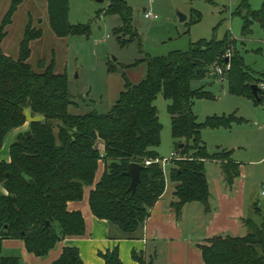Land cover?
<instances>
[{
    "label": "trees",
    "instance_id": "trees-1",
    "mask_svg": "<svg viewBox=\"0 0 264 264\" xmlns=\"http://www.w3.org/2000/svg\"><path fill=\"white\" fill-rule=\"evenodd\" d=\"M20 0H11L0 21V149L7 134L28 121L9 145V160H0V264H26L18 256L2 255L3 239H21L27 251L45 256L66 236L82 235L84 218L79 210H68L69 201H79L84 188L89 193L92 213L116 226L126 238L137 237L150 209L163 194L165 172L155 158L162 125L155 100L162 95L169 101L171 136L178 158L169 161L168 175L174 183L170 206L176 217L185 203H209L210 190L206 160L220 162L229 185L240 174V162L230 151L209 153L201 139L203 127H229L238 120L229 116H211L197 121L192 107L195 99L208 98L203 79L224 68L228 91L256 98L251 84L264 81V73H253L236 49V40L201 39L186 51L173 50L167 55L146 58V74L138 83L127 82L112 107L103 114L94 111L72 113L73 105L65 73L54 71V60L33 66L28 61L30 42L41 37L42 30L32 25L30 12L19 42L18 54L12 57L2 49L13 15ZM50 29L59 36L87 32V27L68 21V0H46ZM243 20L242 37L252 33L253 23L264 32V0L251 9L243 0L237 11ZM107 13L117 15L120 25L113 29L121 45L140 37L132 25V8L126 0H109ZM200 13L192 22L200 20ZM227 50H231L226 59ZM217 75V74H216ZM198 80L200 85L192 87ZM179 143H183L179 147ZM146 160L152 162L146 164ZM104 171L97 182L99 163ZM142 165L140 182L130 191L128 164ZM244 235H215L199 243L204 264H264V217L260 221L245 218ZM104 264H122L117 247L101 254ZM141 264H157L133 252ZM50 264H82L77 247L66 246Z\"/></svg>",
    "mask_w": 264,
    "mask_h": 264
},
{
    "label": "rangeland",
    "instance_id": "rangeland-1",
    "mask_svg": "<svg viewBox=\"0 0 264 264\" xmlns=\"http://www.w3.org/2000/svg\"><path fill=\"white\" fill-rule=\"evenodd\" d=\"M261 1L248 0L251 9H258ZM242 2L126 0L132 8V25L140 40L121 45L113 32L120 25V19L117 15L107 13L109 0H68L69 23L85 26L87 32L65 37L55 35L50 29L46 0H23L7 27L2 49L12 57L17 56L30 12L32 25L40 28L42 35L30 42L28 61L36 66L41 61L48 64L53 59L54 71L66 74L68 91L73 101L70 112L82 114L94 111L103 114L112 107L127 82L136 84L145 77L146 58L161 57L173 50L186 51L191 43L201 39L231 36L236 40L237 51L243 55L251 70L264 73V32L258 23H253L252 33L242 37L243 20L237 12ZM9 5L10 0H0V20ZM145 11L157 17L146 18ZM178 12L186 15V19L180 20ZM196 12L200 13V20L192 22ZM231 52L227 50V60ZM226 66L219 67L224 69ZM253 73L257 74L256 71ZM214 74L217 75L211 74L203 79V86L210 97L194 100L192 109L197 121L204 122L207 117L231 114L238 120L229 127H203L201 139L209 153L230 151V157L240 162V167L246 172L247 191L251 199L247 204V217L260 221L264 217V196L260 193L264 184V90L260 102L247 96L234 95L228 91L224 72L215 71ZM252 84L260 86L257 81ZM191 85L197 87L200 83L193 80ZM154 103L162 125L160 144L156 150L161 158H167L175 151L176 144L171 136V117L167 111L169 101L158 95ZM15 137L14 131H10L3 147L8 146ZM2 152L0 155L4 154ZM168 168L169 163L164 170ZM166 178L169 181V175ZM254 202L257 203L255 206L252 205ZM243 226L241 235L247 232L246 225Z\"/></svg>",
    "mask_w": 264,
    "mask_h": 264
},
{
    "label": "crops",
    "instance_id": "crops-1",
    "mask_svg": "<svg viewBox=\"0 0 264 264\" xmlns=\"http://www.w3.org/2000/svg\"><path fill=\"white\" fill-rule=\"evenodd\" d=\"M21 2L23 0H20L19 4ZM27 127L28 121L20 128L14 129V134ZM9 145L0 149V153L1 151L4 153L0 155V160H9ZM205 168L210 190L208 205L205 206L198 201L185 203L176 217L170 206L174 183L166 178V175L168 176L166 170L165 190L150 209L137 237L122 236L116 226L92 213L89 206V193L94 186L92 185L84 188L81 200L67 203L68 210H79L82 213L85 223L82 235L62 238L43 257L27 251L21 239H3L2 252L5 250V256H18L26 264H50L59 257L64 247L74 246L79 251L82 264H104L101 254L117 247L122 264H141L134 259L133 252L141 253L145 260L152 259L157 264H204L201 250L197 245L215 235H241L243 221L248 218L247 204L251 202L244 168L240 167V174L232 185L227 183L219 161L206 160ZM103 171L104 164L101 161L96 171L95 182L99 180ZM0 190L4 191L1 185ZM256 204L252 203L253 206ZM6 251L16 255H7Z\"/></svg>",
    "mask_w": 264,
    "mask_h": 264
},
{
    "label": "water",
    "instance_id": "water-1",
    "mask_svg": "<svg viewBox=\"0 0 264 264\" xmlns=\"http://www.w3.org/2000/svg\"><path fill=\"white\" fill-rule=\"evenodd\" d=\"M102 1V0H99ZM179 15V19L180 20H185L186 19V15L178 12ZM251 89H252V93L253 95L258 98V92H260V87L257 84H251ZM183 143H179V147H182ZM142 165L135 163V162H130L128 164V168L126 171V174L130 177L131 181H130V185H129V190L134 192L136 190V187L138 185V183L140 182V171L142 169ZM258 208V206H257Z\"/></svg>",
    "mask_w": 264,
    "mask_h": 264
},
{
    "label": "built area",
    "instance_id": "built-area-1",
    "mask_svg": "<svg viewBox=\"0 0 264 264\" xmlns=\"http://www.w3.org/2000/svg\"><path fill=\"white\" fill-rule=\"evenodd\" d=\"M144 17H146V18H156L157 16L154 15V14H152L150 11H145L144 12ZM226 65L227 66H226L225 69H229L230 65L229 64H226ZM214 70L217 71L218 73H221L222 71H224V69L221 68V67H219V66H216ZM259 87H260L261 90H264V81L260 83V86ZM178 157L179 156H178L177 152L176 151H173V152H171L170 156L167 157V158H161L160 157V158H155L152 161L159 162L161 164V166H162L163 171L165 172L164 167L166 166V164H168L171 159L178 158ZM152 161L151 160H146L145 163L146 164H149ZM261 195L264 196V184L262 185Z\"/></svg>",
    "mask_w": 264,
    "mask_h": 264
}]
</instances>
